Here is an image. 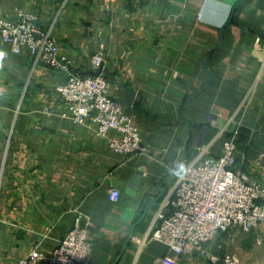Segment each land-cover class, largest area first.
Here are the masks:
<instances>
[{"label":"crops","instance_id":"crops-1","mask_svg":"<svg viewBox=\"0 0 264 264\" xmlns=\"http://www.w3.org/2000/svg\"><path fill=\"white\" fill-rule=\"evenodd\" d=\"M19 8L54 25L73 72L95 74L92 58L103 52L109 94L152 154L127 158L111 147L118 133L76 123L55 90L67 74L34 67L0 33V141L12 131L0 264H19L34 249L51 255L76 225L90 232L88 264H161L169 249L151 234L176 170L204 149L198 164L220 156L237 122V168L264 183V59L254 55L264 47V0H0L11 19Z\"/></svg>","mask_w":264,"mask_h":264},{"label":"built area","instance_id":"built-area-1","mask_svg":"<svg viewBox=\"0 0 264 264\" xmlns=\"http://www.w3.org/2000/svg\"><path fill=\"white\" fill-rule=\"evenodd\" d=\"M0 33L13 53L28 52L34 67L43 63L67 74L66 81L58 84L55 90L61 101L68 105L76 123L96 124L101 136H107L110 131L118 133L119 136L110 138L111 147L127 158L152 154V148L142 142L119 100L110 96L108 78L103 73L96 76L73 72L71 60L61 52L54 37L53 24L43 28L36 16L19 8L14 19L0 14ZM103 63V52H97L92 58L93 72H97ZM236 125L227 133L228 139L220 156L204 159L198 164L206 153L204 149L200 157L176 170L172 187L158 204L151 234V240L161 242L169 249L170 254L163 257L161 264H179V257L184 255L207 257L215 262L218 259L211 254V247L220 234L233 230L250 233L264 226V183L237 168L241 122ZM226 131L224 128L221 133ZM258 164H262L261 159ZM119 196L118 189L111 190L112 200ZM171 253L179 256L178 259ZM91 255L89 229L76 225L51 255L34 249L19 264H88ZM224 262L237 264L238 259L233 254H226Z\"/></svg>","mask_w":264,"mask_h":264},{"label":"rangeland","instance_id":"rangeland-1","mask_svg":"<svg viewBox=\"0 0 264 264\" xmlns=\"http://www.w3.org/2000/svg\"><path fill=\"white\" fill-rule=\"evenodd\" d=\"M6 135V138L0 141V186L4 181L6 164L11 151L9 145L12 131L7 132ZM211 254L217 256L218 260L217 262L210 260L209 264H225L226 254L235 255L238 259L237 264H264V226L250 233L233 230L220 234L212 243ZM200 258L204 261L209 259Z\"/></svg>","mask_w":264,"mask_h":264},{"label":"water","instance_id":"water-1","mask_svg":"<svg viewBox=\"0 0 264 264\" xmlns=\"http://www.w3.org/2000/svg\"><path fill=\"white\" fill-rule=\"evenodd\" d=\"M235 10V9H234ZM233 10V12H234ZM233 20V16L231 17V19L228 21L227 25L228 26ZM226 27H224L222 30H221V36L223 37V34H224V30H225ZM254 55L257 56L260 60H263L264 59V51L263 50H255L254 51ZM206 71L208 73H210L207 68L209 67V62L206 63ZM103 69H104V65H102L99 70L97 72H95V75L98 76L100 75L102 72H103ZM128 94L130 96V101L129 103H132V101L134 100V96H135V91L134 90H128Z\"/></svg>","mask_w":264,"mask_h":264},{"label":"trees","instance_id":"trees-1","mask_svg":"<svg viewBox=\"0 0 264 264\" xmlns=\"http://www.w3.org/2000/svg\"><path fill=\"white\" fill-rule=\"evenodd\" d=\"M240 133H242V128H241V130H240ZM222 234H224V233H222ZM225 255V254H224ZM211 262V261H210Z\"/></svg>","mask_w":264,"mask_h":264}]
</instances>
